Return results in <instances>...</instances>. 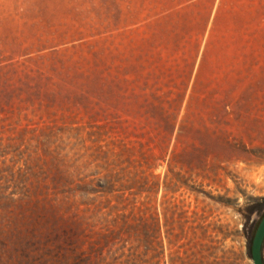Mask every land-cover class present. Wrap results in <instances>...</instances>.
<instances>
[{
  "label": "rangeland",
  "instance_id": "374dc122",
  "mask_svg": "<svg viewBox=\"0 0 264 264\" xmlns=\"http://www.w3.org/2000/svg\"><path fill=\"white\" fill-rule=\"evenodd\" d=\"M155 6L0 0V193L13 223L31 225L56 219L36 202L56 205L57 189L112 187L130 197L119 227H148L145 264H254L264 207L248 208L264 198V138L252 117L185 98L183 77L164 75L153 53L169 41L156 45L146 22Z\"/></svg>",
  "mask_w": 264,
  "mask_h": 264
},
{
  "label": "crops",
  "instance_id": "0c3cea01",
  "mask_svg": "<svg viewBox=\"0 0 264 264\" xmlns=\"http://www.w3.org/2000/svg\"><path fill=\"white\" fill-rule=\"evenodd\" d=\"M145 2L156 5L150 15L146 8L156 45L169 41L153 53L168 61L164 75L183 77L185 98L223 99L231 113L252 117L254 135L264 138V0Z\"/></svg>",
  "mask_w": 264,
  "mask_h": 264
},
{
  "label": "trees",
  "instance_id": "16d2710c",
  "mask_svg": "<svg viewBox=\"0 0 264 264\" xmlns=\"http://www.w3.org/2000/svg\"><path fill=\"white\" fill-rule=\"evenodd\" d=\"M0 124L7 127L2 117ZM106 183L110 184V181L103 179L100 185ZM82 185L86 192L80 191ZM143 188L140 187L146 190ZM102 190L103 193H97L89 182L78 183L66 191L57 189L56 205L48 207L36 202L38 209L40 205L44 209L51 208L56 219L47 224L38 221L31 225L13 223L12 219L18 220V212L11 207V200L4 199L0 193V264H73L74 257L79 264H145L147 225L119 227L118 215L114 214L121 203L127 199L130 202V197L125 193H114L112 187ZM23 200H14V203ZM61 205L68 206L67 213L54 211ZM263 207L264 198H261L248 211ZM133 235L137 236V244L135 248H129L126 242Z\"/></svg>",
  "mask_w": 264,
  "mask_h": 264
},
{
  "label": "water",
  "instance_id": "95a60500",
  "mask_svg": "<svg viewBox=\"0 0 264 264\" xmlns=\"http://www.w3.org/2000/svg\"><path fill=\"white\" fill-rule=\"evenodd\" d=\"M251 259L254 264H264V215L262 216L252 239Z\"/></svg>",
  "mask_w": 264,
  "mask_h": 264
}]
</instances>
